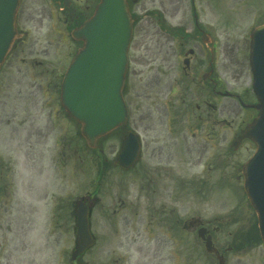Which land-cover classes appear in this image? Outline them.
Here are the masks:
<instances>
[{
    "label": "flooded vegetation",
    "instance_id": "af4514ba",
    "mask_svg": "<svg viewBox=\"0 0 264 264\" xmlns=\"http://www.w3.org/2000/svg\"><path fill=\"white\" fill-rule=\"evenodd\" d=\"M38 1L20 0L16 17L17 25L19 20L29 22L39 15L36 13ZM50 1L59 4L60 10L67 11L63 19L64 23L73 22L76 25L86 20V10L91 4V0L79 4L84 10L75 8V16L70 20L69 11L64 5L73 6V0ZM127 2L134 18V31L141 38L140 44L136 45L138 48L150 35V29L147 27L150 15H155L154 18L159 23L165 18L163 16L166 12L165 0H127ZM156 3L161 5V10L155 9ZM176 3L169 0V4L175 7L174 11L180 8ZM193 17V25L187 32L186 29L184 31L183 39L186 40L183 44L192 41L195 50L190 53L191 48H187L181 51L180 56H176L181 57L182 60L188 59L185 68L182 69V76H179L173 68L179 66L177 59L174 64L166 55L161 57L162 68L169 70L171 75H164L162 79L158 77V72L153 79H150L145 76L146 72L142 69L135 67L129 69L124 89L127 121L116 130L115 135L119 138L118 151L123 136L128 130L140 135L141 148L137 160L129 168H123L115 162V155L111 167H115L118 171L111 174L109 158L103 155V149L99 150L102 169L98 177L105 183L106 189L87 191L82 197L88 202L87 205L94 206L102 201L100 198H107L106 200L111 202L110 198L115 197L113 201L115 205L108 207V209L114 208L111 210L112 214H102V212L98 215L99 213L95 214V211H91L89 220L92 228L107 227L106 232H110L108 239L110 248L107 249L106 254L100 250L104 259L109 255L108 264H213L215 254L206 251L205 241L199 237V234H203L204 238L210 235L214 243L217 238L213 232L219 231L220 227L214 225L210 227L209 221L204 220L200 215L191 214L182 217L180 210L184 209V204L178 211L175 206L180 201L190 200L191 188L193 197L201 200L205 195V184L213 177L219 178L220 175L233 173L232 179L238 184L242 183L241 167L244 160L238 163L236 172H231V169L227 171L226 168L229 169L227 166L231 163L230 156L238 152L245 140L241 139L236 147L232 143L241 134L243 126L251 120L254 111L245 116L249 119L240 118L241 124L234 129L235 135L227 147L218 149L217 146L222 143L221 138H226L227 128L232 127L229 118L231 111L236 110L235 108L245 110L247 105L253 103L245 101L253 98L246 95L248 91L245 92L246 96H242L227 88L222 77L218 45L214 43V51L211 54L208 50L209 46L202 43L203 30L194 9ZM18 33L21 36L17 40H20L22 33ZM59 33L63 37L67 36V26ZM14 47L15 42L0 69V147H3L5 152L20 155L24 167L16 168V163L11 157L2 156L0 153V244L2 239L5 240L9 235L14 240L12 249L16 252L19 249L17 237L27 236L29 233L50 236L62 232L63 229L74 231L76 203L70 201L66 206L62 202L61 194L57 197L51 194L54 190L50 191V186L38 184V181H42L38 180L39 175L43 173L41 154L37 155L40 152L39 147L29 144L36 138L46 145L50 133L42 127H34L37 115L32 113V109L36 108L35 101L28 106H20L18 103L21 90L17 87L19 79L14 73L15 57L11 55ZM138 62H136L137 66L140 65ZM53 84L46 82L47 89L44 91V95L49 97V101H47L48 97L44 101V106H52V110H48L45 116L46 121H51L49 128H53L52 121L55 117H61L66 121L69 119L56 98L58 85ZM230 98L233 99L231 103ZM217 128L219 129L216 130ZM198 132H200L201 144L196 143ZM190 134L191 138H189ZM57 138L58 141L55 140V143L62 142L63 145L64 140ZM219 138L220 140L217 141ZM199 161L203 163L202 168L200 172L194 171ZM32 165L34 169L30 168ZM111 175H115L117 179L115 183L113 177L109 178ZM190 183L193 187H189ZM110 186L114 188L109 189ZM104 192L108 194L101 196ZM49 195L53 196L48 211L50 214L44 217L40 214V204ZM32 199H36L37 202L35 203L36 200L32 202ZM68 207L70 209H67ZM133 223L139 226L136 230L138 233L131 239L124 231L120 235L115 231L116 224L127 229ZM240 231V227L237 226V233ZM238 248H242L240 242ZM116 249H124L129 254L132 250L139 255V260L133 263L129 257L124 258L120 252L117 253ZM227 249L231 250L233 247L228 246ZM219 252L224 256L225 250L219 249ZM101 253L99 251L96 253L95 264H100V261L104 260L100 259ZM5 256L9 261V254Z\"/></svg>",
    "mask_w": 264,
    "mask_h": 264
},
{
    "label": "rangeland",
    "instance_id": "374dc122",
    "mask_svg": "<svg viewBox=\"0 0 264 264\" xmlns=\"http://www.w3.org/2000/svg\"><path fill=\"white\" fill-rule=\"evenodd\" d=\"M73 2L74 5L79 6V4H84L85 0H73ZM173 3L178 4L180 8L174 11L175 7L169 4V0H165L166 12L163 13L165 20L162 18L163 21L161 23L154 18L155 15H150L147 21L150 35L138 48H136V45L137 43L140 44L141 38L134 31V39L130 45L129 52V68L135 67V69L144 70L146 72L145 76L150 77V79H153L158 72V77L162 79L164 75H171L169 70L162 68L161 57L166 55L172 63L177 59L179 67L173 66V68L176 69L179 76H182L180 68L182 66V58H177L176 56H180L182 50L195 48L191 44L192 41L183 44L186 38L183 39L185 36L183 30H181L183 28L187 32L193 25L194 9L198 16L199 24L207 32H210L214 39L216 38L218 56L219 59L221 58L222 77L227 88L232 92L240 93L242 96L248 90L250 93L249 32L257 24L264 23V0H173ZM155 6V9L161 10V5L156 3ZM36 7V13H39L37 17L29 22L18 21V29L22 33V38L16 40L11 55L15 57L16 66L14 73L18 76L19 83L17 87L21 90L18 103L20 106H28L35 101L36 108L32 109V113L37 115V119L34 127H42L46 131L49 130L50 133L49 141L46 145L37 141L36 138L32 139L29 144V146L33 144L35 147H39L40 152L37 155L41 154L43 173L39 175L38 180L42 181H38V184L50 186V191L51 189L54 190L51 194L57 197L61 194V197L64 196L65 198L82 196L86 191H93L95 188L104 190L106 189L105 183L97 178L100 168L96 152L92 151L87 146L85 139L79 135L80 127L78 124L72 118L66 121L61 117H55L54 121H52L53 128L50 127V129L49 123L51 121H46L47 118L45 116L48 110H52V106L46 107L43 104L48 97L44 95V91L47 89L45 84L46 82L50 84L60 82L61 75L66 70L72 55L79 46V42L74 41L70 36L66 39L59 33V31L65 29L63 20L65 10L64 12L61 11L59 4L52 3L50 0H39L36 3ZM89 8V13H91L92 6H89ZM172 27L180 28V30L177 29L178 32L171 36L170 29ZM136 62L140 63V65L137 66ZM40 72L45 73L40 74ZM41 87L43 88L42 90ZM155 96L157 97L156 94ZM47 101H49V97ZM229 102H233V99L230 98ZM235 109L231 111V116L229 117L232 121V127L230 129L227 128L228 134L225 139L219 136L222 139V143L218 144V149L220 147L224 149L228 146L230 140L233 139L235 135L234 129L241 124L240 118L249 119L245 116L250 115L254 111ZM43 114L45 115L43 116ZM226 115L228 114L226 113ZM57 137L67 138V141L65 140L63 145L61 143L56 144L55 139ZM191 137L190 134L189 138ZM196 143H202L200 132L196 136ZM118 145L119 138L114 133L97 141L95 145L96 151L99 152V150L103 149V155L109 158L108 163L111 168L109 172L111 174L118 171L115 167H111V161L118 152ZM252 147L249 141H244L238 152L230 156L231 163L227 166L229 169L226 168V170L229 171L231 169V172H236L238 163H242L243 160L251 155ZM4 150L3 147H0L2 156L11 157L16 163V168L24 167V163L20 160V155L8 153ZM206 157L207 155L204 156V160ZM202 165V161H199L194 171L200 172ZM30 168L34 169L35 167L32 165ZM232 174L220 175L216 179L213 177L208 181L204 188L205 195L201 200L193 198L191 188L190 195L192 197L190 200L188 202L180 201L175 207L178 211L180 206L184 204V209L180 210L182 217L198 214L204 220H208L210 226L220 227V230L215 232L216 245L222 251L225 250L226 264H264V246L258 240L253 245L244 246L245 248H242V250L234 251V249L227 250L226 248L234 240L235 236L243 230L246 232L250 229H255L253 225L256 220V215L248 201L245 198L244 200L241 198L242 194L239 190V184L232 179ZM112 177V180L115 179V183L117 181L115 175L109 176V178ZM189 187H193L191 183ZM108 188L112 189L114 187L110 186ZM106 193L108 194V192ZM106 193H102L101 196ZM51 199H53L52 195L47 196L44 203L51 205ZM106 199L100 198L102 201L93 210L95 214L99 213L98 215H100L102 212V214L113 213L111 210L114 208L108 209V207L115 205L113 203L115 197L112 196L110 198L111 202ZM35 200L32 199V202ZM40 214L46 217L50 212L48 213V208L47 212L46 209L42 208ZM138 226L133 223L125 229L123 226L116 224L115 231L119 235L124 231L131 239L138 233L136 231ZM237 226L240 227V233H237ZM231 230L233 233H228ZM106 231L107 227L92 228V232L98 238V244L86 253V256L81 260L82 262L95 264L98 251L101 253L100 250H102V253L106 254L107 249L110 248L108 243L110 232ZM29 235L30 233L27 236L17 237L19 249L16 252L12 249L13 244H15L14 240L9 235L6 236L5 240L2 239L0 244V264H70V253L75 236L71 229H63L62 232L53 233L50 236L43 234ZM48 236L49 239H47ZM123 242L128 244L125 240ZM12 251L13 254L11 255ZM116 252H120L124 258L129 257L133 263L139 260V255L132 250H130L131 254L124 249H116ZM8 254L9 261H7L5 256ZM103 254L100 256L101 260L104 259ZM108 257L109 255L105 256V259L100 261V264H108L110 262ZM213 264L217 263L214 262Z\"/></svg>",
    "mask_w": 264,
    "mask_h": 264
},
{
    "label": "water",
    "instance_id": "95a60500",
    "mask_svg": "<svg viewBox=\"0 0 264 264\" xmlns=\"http://www.w3.org/2000/svg\"><path fill=\"white\" fill-rule=\"evenodd\" d=\"M18 0H0V65L16 36L15 15ZM95 11L72 36L83 42L70 62L62 82L61 103L82 127L81 134L91 147L96 140L126 121V105L121 93L127 68L128 47L132 36V17L126 0H99ZM249 65L253 89L258 99V114L244 129L241 137L253 141L256 148L243 165L244 190L258 216L264 243V25L251 34ZM1 67V66H0ZM117 155L122 167L135 163L140 145L137 135L127 132ZM75 259L93 240L89 232L88 208L77 209ZM209 252H217L210 239ZM220 264L222 256L217 255Z\"/></svg>",
    "mask_w": 264,
    "mask_h": 264
},
{
    "label": "trees",
    "instance_id": "16d2710c",
    "mask_svg": "<svg viewBox=\"0 0 264 264\" xmlns=\"http://www.w3.org/2000/svg\"><path fill=\"white\" fill-rule=\"evenodd\" d=\"M251 238H252V239H256V238L258 239V238H259V236H257V234L255 233V235H254V236H252ZM259 239H260V238H259Z\"/></svg>",
    "mask_w": 264,
    "mask_h": 264
}]
</instances>
